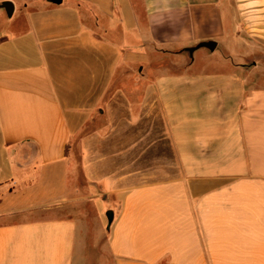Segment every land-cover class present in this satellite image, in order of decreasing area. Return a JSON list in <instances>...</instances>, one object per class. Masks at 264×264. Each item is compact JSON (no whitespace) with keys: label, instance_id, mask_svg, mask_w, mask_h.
I'll return each instance as SVG.
<instances>
[{"label":"crops","instance_id":"crops-1","mask_svg":"<svg viewBox=\"0 0 264 264\" xmlns=\"http://www.w3.org/2000/svg\"><path fill=\"white\" fill-rule=\"evenodd\" d=\"M107 1V12L95 0L66 10L78 32L63 55L33 29L0 34V264H264V71L242 64L173 87L171 175L71 144L84 101L103 90L94 74L106 53L116 68L144 51L129 45L180 58L228 35L264 47V0ZM50 59L78 62L77 77L59 84ZM38 187L50 196L30 197Z\"/></svg>","mask_w":264,"mask_h":264},{"label":"rangeland","instance_id":"rangeland-1","mask_svg":"<svg viewBox=\"0 0 264 264\" xmlns=\"http://www.w3.org/2000/svg\"><path fill=\"white\" fill-rule=\"evenodd\" d=\"M6 1L14 3L15 11L13 16L8 18L7 15L4 16L3 9H0V34L4 32L20 35L33 29L37 36L44 38L43 40L59 41L50 47L60 55L73 47L69 41H63L78 32L75 30L74 21L67 17L66 10H76L75 6L79 0H62L61 5H54L50 0H0V4ZM95 1L105 8V12L108 11L110 3L107 0ZM115 2L116 0H112V4H116ZM134 3L138 10V1L134 0ZM63 11L65 15L61 13ZM113 17L117 18L116 11L113 12ZM225 17L226 28L230 31L231 16L226 12ZM101 21L106 23L107 18L102 16ZM102 39L113 41L109 36ZM246 40L242 37L235 40L228 35L218 43L214 51L200 48L190 59L185 55L180 58L177 50L165 52L158 48L151 49L149 45H129L135 50L144 51L141 54L136 51L133 59L123 65L120 63L116 68L110 67V55L104 54L106 67L101 69L97 65L94 74L98 83L101 76L103 90L90 93L84 101L83 116L76 133L77 140L72 141V146L75 143H85L87 147L96 145L103 149L104 154H110V157L119 159L124 165L134 163L136 170L166 163L167 174L171 175L173 168L169 165L174 164L175 157L165 129L164 105L166 101H173L175 94H180L174 91L173 87L183 82L190 84L193 77L230 76L232 71L241 72L238 67L242 64L264 71V47L256 44L247 48L244 45ZM115 46L120 47L117 44ZM118 56H121V53H118ZM83 58L88 63L92 61L89 56ZM51 62L62 75L58 79L59 84H68L77 77V74L70 76V72H79L78 62L53 59ZM88 79L89 76L87 81ZM260 82L264 84V79ZM82 86H85L84 83ZM94 96H97L96 101ZM60 179L66 182L69 177L64 172ZM33 191L36 192L35 195L29 196L39 200L50 196V191L43 187ZM55 193L61 195L62 191L55 190Z\"/></svg>","mask_w":264,"mask_h":264},{"label":"water","instance_id":"water-1","mask_svg":"<svg viewBox=\"0 0 264 264\" xmlns=\"http://www.w3.org/2000/svg\"><path fill=\"white\" fill-rule=\"evenodd\" d=\"M50 2L54 5H61L62 4V0H50ZM0 9H3L7 15L8 18H11L14 14V4L10 1H6L0 4ZM217 47V44L213 41L210 42H204V43H200L198 45H196L195 47H191V48H186L183 50V52L187 53L189 58L193 57V53L200 49V48H206L210 51H214ZM106 218L108 221V224H111L112 219H113V213L112 212H107L106 213Z\"/></svg>","mask_w":264,"mask_h":264}]
</instances>
